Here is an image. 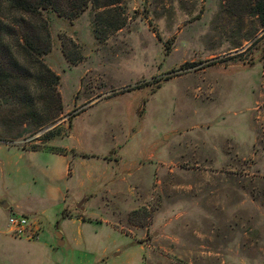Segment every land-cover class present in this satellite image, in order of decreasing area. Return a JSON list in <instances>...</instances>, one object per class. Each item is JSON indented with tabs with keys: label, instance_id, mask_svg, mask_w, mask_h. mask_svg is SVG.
Listing matches in <instances>:
<instances>
[{
	"label": "rangeland",
	"instance_id": "1",
	"mask_svg": "<svg viewBox=\"0 0 264 264\" xmlns=\"http://www.w3.org/2000/svg\"><path fill=\"white\" fill-rule=\"evenodd\" d=\"M255 2L119 0L41 15V61L58 80H22L27 96L0 103V264H126L115 253L130 246L140 264H264ZM25 101L43 125L21 116ZM44 170L63 201L40 217L16 211L47 205ZM12 214L30 220L31 238L10 232Z\"/></svg>",
	"mask_w": 264,
	"mask_h": 264
},
{
	"label": "trees",
	"instance_id": "2",
	"mask_svg": "<svg viewBox=\"0 0 264 264\" xmlns=\"http://www.w3.org/2000/svg\"><path fill=\"white\" fill-rule=\"evenodd\" d=\"M118 2L119 0H0V103L6 102L7 96L13 95L14 90L23 91L22 97L27 96V86L22 80L30 81L32 88L43 81L55 84L58 80L57 75L41 61V57L50 49L49 43H46L49 21L41 16L43 13L65 15L72 19L89 6L106 7ZM252 9L260 13L261 20H264V0H256ZM38 18H41V24L35 22ZM37 25L45 32L43 40L37 35ZM120 28V24L114 26V29ZM93 30L95 36L100 38L94 23ZM56 101L58 112L52 119L61 113L59 97ZM24 103H27V109L22 111L21 116L36 119L38 125H43L42 117H37L38 114L29 106L31 104L28 101Z\"/></svg>",
	"mask_w": 264,
	"mask_h": 264
},
{
	"label": "crops",
	"instance_id": "3",
	"mask_svg": "<svg viewBox=\"0 0 264 264\" xmlns=\"http://www.w3.org/2000/svg\"><path fill=\"white\" fill-rule=\"evenodd\" d=\"M18 152H19V155L20 156H24V155H30L31 152H36V151H27L25 149H17ZM36 156V155H35ZM46 171V170H44ZM43 174V172H42ZM65 175V174H64ZM44 178H46V182H47V186L45 187V194L48 195V203L46 206H43L42 208H32V207H29L27 209L25 208H20L19 206H17L16 208L18 210L16 211H19L20 209V213H24V214H28V215H38L39 217L43 214V211H47V207L53 205V206H58V204L63 201L64 197H65V193H63V191L57 189L55 186L52 185V183L50 181H52V178L48 175V172L46 171L45 172V175H43ZM6 208L9 207L10 203H7L6 202ZM4 208V207H3ZM43 208H46V209H43ZM44 211V212H45ZM46 213V212H45ZM44 213V214H45ZM79 218H77L78 220ZM81 220V219H80ZM83 221V219H82ZM61 235V234H60ZM59 238V237H58ZM62 240V243L59 244V240ZM58 240V244L59 245H62L65 243V240L62 238V235L61 237L59 238ZM119 245H116L115 249L114 250H118L119 248ZM137 250H138V247H135V246H130L128 249L124 250L123 252L119 249L118 252L115 253V255H119V254H124L125 255V262L126 264H136V263H139V259H138V256H137ZM108 262V261H107ZM119 262H122L120 260H115L112 264H118ZM111 263H108V264H111ZM140 264V263H139Z\"/></svg>",
	"mask_w": 264,
	"mask_h": 264
},
{
	"label": "built area",
	"instance_id": "4",
	"mask_svg": "<svg viewBox=\"0 0 264 264\" xmlns=\"http://www.w3.org/2000/svg\"><path fill=\"white\" fill-rule=\"evenodd\" d=\"M8 225L10 232L15 234L16 236L25 235L27 238H31L29 236L30 234H27V231H29L30 227V220L24 215H10L8 217Z\"/></svg>",
	"mask_w": 264,
	"mask_h": 264
},
{
	"label": "water",
	"instance_id": "5",
	"mask_svg": "<svg viewBox=\"0 0 264 264\" xmlns=\"http://www.w3.org/2000/svg\"><path fill=\"white\" fill-rule=\"evenodd\" d=\"M6 206H7V205H6V203H3V204H2V207H4V208H5ZM58 237L60 238V237H61V235H60V234H58ZM61 243H62V240L60 239V240H59V244H61Z\"/></svg>",
	"mask_w": 264,
	"mask_h": 264
}]
</instances>
